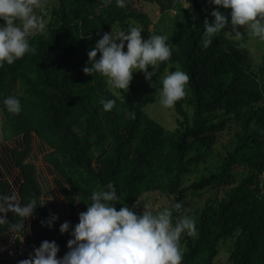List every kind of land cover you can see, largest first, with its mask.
<instances>
[{"label": "trees", "instance_id": "1", "mask_svg": "<svg viewBox=\"0 0 264 264\" xmlns=\"http://www.w3.org/2000/svg\"><path fill=\"white\" fill-rule=\"evenodd\" d=\"M143 1L150 0H125L121 8L115 0L107 4L105 0H59L46 23V32L29 39L35 52L0 67V144L20 137L18 145L7 153L21 175L19 183V179L15 181L21 202L35 199L39 205L42 201L37 167L29 160L33 137L37 136L54 152L63 154L66 164L78 173L75 180L66 179L69 188L58 182L68 201L73 226L79 222L80 208L86 211V203H91V193L109 182L119 196L117 210L126 206L142 212L140 197L157 188L173 195L172 204L183 205L184 176L226 129L228 120L221 119L222 113L231 114L241 122L237 141L224 147L217 170L208 171L187 189L200 194L215 186L231 187L221 201L205 199L195 224L197 237L185 238L182 264H213L219 242L235 233L231 263L264 264V79H258L252 71L245 41L226 34L230 22L213 37L208 48L202 46L203 21L213 19L205 10L208 0H192L193 18L187 17L186 24L169 36L159 29L149 30L150 16L134 7ZM155 1L162 12L173 4V0ZM228 12L230 9L225 10V14ZM135 22L145 38L167 36L172 52L168 61L156 67L149 94L138 101L134 100L133 89L120 90L117 95L106 77L82 71L87 66L88 51L104 33L117 27L128 31ZM171 64L189 75L188 97L176 102L177 125L166 130L145 108L158 99L162 77ZM262 67L264 72V58ZM7 96L20 100L19 114L6 110L3 100ZM101 98L115 100V107L104 111ZM185 104L192 109L191 114ZM201 148L205 151L194 154ZM1 162L9 170L10 164L0 155ZM58 171L67 178L61 167ZM12 187L7 177H0V194H10ZM53 213L59 217L54 226H42L41 221ZM183 213L184 205L180 212L173 210V223ZM7 219L15 222L19 217L9 212ZM28 222L35 227L39 245L54 240L60 248L58 257L68 251L70 238L59 231L62 221L58 211L38 206L25 220V229ZM8 229V224L0 225V246L10 242ZM17 244L13 254L7 253L9 249L1 253L0 264H17L23 252L19 241Z\"/></svg>", "mask_w": 264, "mask_h": 264}, {"label": "clouds", "instance_id": "2", "mask_svg": "<svg viewBox=\"0 0 264 264\" xmlns=\"http://www.w3.org/2000/svg\"><path fill=\"white\" fill-rule=\"evenodd\" d=\"M110 2L105 0L106 4ZM115 3L117 7L125 6V0H115ZM208 3L217 7L211 11L213 19L203 21L201 43L204 48L212 44L213 37L229 22L237 37L241 35L237 27L245 26L250 36L264 41V0H208ZM44 5L45 0H0V67L5 63L12 65L26 53L35 52L29 39L46 32L43 16L35 11H42ZM220 7L230 9V12L225 14ZM167 39L164 35L145 38L140 27L131 25L128 31L104 33L88 51L87 66L82 71L91 76L100 74L107 78L111 89L127 92L134 72L141 71L145 79L151 81L158 64L170 59L172 52ZM97 53H100L99 58ZM149 67L152 71H148ZM188 81L189 75L179 69L167 73L161 81L159 103L165 108L174 107L185 97ZM3 104L9 113L21 111L20 100L15 96L5 97ZM100 104L104 111H111L115 100L101 98ZM47 200L39 205L35 199L22 203L15 190L7 195L0 194V225L8 224L13 238L22 243L25 220ZM90 200L91 203L85 202L87 210L79 213V222L74 227L68 221L59 226L61 234L69 233L71 229L72 237L67 241L68 251L62 257L57 255L60 248L56 241L44 240L18 264H182L181 236L195 235L196 228L195 220L188 215H182L173 223V210L180 212L183 207L180 202L158 211H154L151 203H144L142 212H134L126 206L117 210L119 196L111 182L93 191ZM9 212L19 220L9 222ZM58 219L53 213L41 224L52 228Z\"/></svg>", "mask_w": 264, "mask_h": 264}, {"label": "rangeland", "instance_id": "3", "mask_svg": "<svg viewBox=\"0 0 264 264\" xmlns=\"http://www.w3.org/2000/svg\"><path fill=\"white\" fill-rule=\"evenodd\" d=\"M206 4L205 10L207 14H211V11L217 7L208 2H206ZM58 5L59 0H45L43 10L41 11L40 9H37L35 11L37 15L43 14L45 17V23H48L52 18L51 16L53 8L58 7ZM134 7L142 8L150 16L152 20V23L149 26L150 31L159 29L163 31V33L167 36L173 33L177 28L183 27L186 24L187 17L193 18V13L191 11L192 0H173L171 9L164 12L161 11L160 5L155 0L138 2ZM219 10L225 12L226 9L220 7ZM134 26L140 27V24L135 22ZM121 30L124 31L123 28L117 27L114 32H119ZM237 30L241 33L239 37H237V35L232 31V26L228 28L226 34L231 38L237 40L243 39L245 41L250 51L252 71L257 75L258 79L263 80L264 72L262 62L264 58V41H260L258 38L250 36L245 30V26H238ZM126 43L127 42H125V45ZM178 69L180 70L177 64L169 65L166 68L163 77L167 73L174 72ZM150 84L151 82L145 79V76L141 71H136L133 73V78L130 82L128 90L133 89L134 100L138 101L149 94ZM112 91L115 94L120 95L119 89H112ZM185 91V97L187 98V87L185 88ZM185 107L191 114L192 109L187 104H185ZM145 109L148 115L159 122L161 125H163L166 130H173L176 127L177 122L174 107H163L159 103V97L155 102L149 103ZM221 119L228 120L226 129L218 134V140L212 148L206 151L204 148H201V150L194 152V154H196L198 152L205 151L204 155H202L203 158L191 165V171L184 176L183 184L181 186L186 190V196L183 200L185 214H183L193 218L195 220V224L199 218V214L205 199L210 197L215 200L221 201L222 199H224V197L226 196V192L231 187L228 185L219 187L215 186L214 188L207 189V191H204L200 194H195L190 189H187L202 175L207 174L208 171L218 169L225 152L224 147L230 146L235 141H237L238 134L242 131L241 122L238 118H235L234 115H226L222 113ZM19 139L20 137L11 138L2 141L0 144L1 158H3V160H5L7 164H10L7 167L9 168V170H7L4 164L2 162L0 163V177L8 176L11 183L13 184L11 192L13 190L17 191V185L15 181L16 179H19V183L21 175L19 173H15L17 171V167L14 164L12 158H10L7 151L10 152L12 146L18 145L17 142ZM32 144L33 149L31 154L29 155V160L33 162L37 167V176L43 191L42 201L52 198L51 200H47L44 205L52 210L58 211L62 223L68 221L70 222L71 226H73L71 222V210L68 201L62 193L60 186H58V182L64 186L67 185L66 188H69V184L66 179L69 178L70 180H75L78 173L76 169L66 164V157L63 154H61L60 152H54L46 142H44L37 136L33 137ZM58 167H61L63 169V171L67 175V178L60 174V172L58 171ZM241 169V167L238 169L237 174L240 175L241 172L239 170ZM78 171L81 173L82 170L79 169ZM172 201L173 195H169L168 193L158 188L145 192L139 199V203L142 206L144 205V203H151L153 205L154 211L162 210L164 207L170 208L172 205ZM82 211H84V209L80 208V212ZM70 231L71 229L69 230V233L66 234L71 239L72 237L70 236ZM236 235L237 233H235L232 237L226 240H221V242H219V252L214 258L213 264H232L230 255ZM187 237L195 239L197 237V229L195 235L193 236L182 234L180 240V248L182 250V254L186 250L185 238Z\"/></svg>", "mask_w": 264, "mask_h": 264}, {"label": "crops", "instance_id": "4", "mask_svg": "<svg viewBox=\"0 0 264 264\" xmlns=\"http://www.w3.org/2000/svg\"><path fill=\"white\" fill-rule=\"evenodd\" d=\"M15 173H19L18 168H17V171ZM6 177L8 178V176H6ZM9 241L10 242L8 243V245H2L1 244L0 255H1V253L5 252L7 249L10 250L7 253H12V252H14V250H17V248H16L18 245L17 240H15L13 238V236H11ZM19 244L22 246L23 252L18 257L17 264L20 260L28 258L30 253H33L34 246L35 247L39 246V240L36 237L35 227L30 222H28V225L26 227V231L24 234V240L22 243L19 242Z\"/></svg>", "mask_w": 264, "mask_h": 264}]
</instances>
